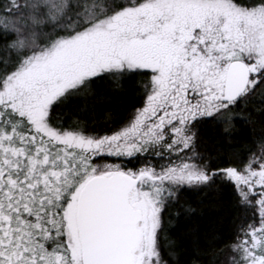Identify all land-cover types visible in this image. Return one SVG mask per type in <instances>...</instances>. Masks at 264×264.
Here are the masks:
<instances>
[{"label":"snow or ice","instance_id":"6c2138e0","mask_svg":"<svg viewBox=\"0 0 264 264\" xmlns=\"http://www.w3.org/2000/svg\"><path fill=\"white\" fill-rule=\"evenodd\" d=\"M134 76L124 123L61 118ZM237 118L243 152L200 150L202 125ZM221 186L237 223L212 264H264V0H0V264H174L172 217Z\"/></svg>","mask_w":264,"mask_h":264},{"label":"trees","instance_id":"16d2710c","mask_svg":"<svg viewBox=\"0 0 264 264\" xmlns=\"http://www.w3.org/2000/svg\"><path fill=\"white\" fill-rule=\"evenodd\" d=\"M140 77L126 78L120 86L107 78L95 81L91 89L69 97L60 107L61 118L66 124L86 123L89 128L105 129L124 123L134 108L141 106L143 88ZM259 131V127L257 128ZM253 135L251 127L237 118L236 128L225 131L223 124L207 123L201 126V151L213 157H224L231 150H243ZM193 201L199 198L202 203L193 204L199 211L194 215L173 216L169 225V235L177 241V256L174 264H190L196 256L193 252L194 237L199 239V247L206 255L201 257L205 264H212L215 251L234 235L238 210L233 207V191L230 186L203 189L199 193L188 192ZM175 211V210H174Z\"/></svg>","mask_w":264,"mask_h":264}]
</instances>
